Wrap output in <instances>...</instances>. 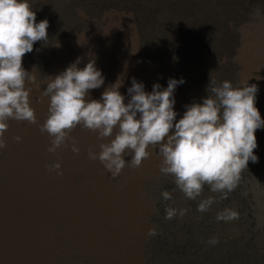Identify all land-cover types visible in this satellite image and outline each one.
<instances>
[{
	"label": "rangeland",
	"instance_id": "obj_1",
	"mask_svg": "<svg viewBox=\"0 0 264 264\" xmlns=\"http://www.w3.org/2000/svg\"><path fill=\"white\" fill-rule=\"evenodd\" d=\"M28 2L37 23L44 19L49 22L48 41L34 43L33 51L22 59L23 68L33 72L39 85L37 91L44 105L36 110L40 109L45 118L49 98L43 92L50 77L57 76L77 58H81L78 67L82 69L91 54L105 78L104 85L89 93L92 99L99 100L113 79L107 60L111 53H117V61L132 57L144 68L147 92L156 83L163 90L170 78L184 79L185 83L178 84L174 91L177 121L186 105L202 103L208 96L210 80L217 84L227 80L236 87L250 77L248 84L258 87L256 107L264 120V0ZM257 76L261 79L257 80ZM37 118L45 121L40 114ZM92 133L80 126L70 133L83 160L89 158L88 149L96 151L101 142ZM255 136L258 162H248L239 185L226 199L212 193L207 185L197 200L185 198L174 178L160 173V163L152 170L125 167L116 178L109 175V182L102 188L101 195L109 194L108 204L73 207L84 217L80 226L72 227L67 218H57L51 229L33 235L38 239L33 253H26L21 244L5 248L0 240V264H264V127L257 129ZM5 139L7 147L0 150V181L17 176L36 195L59 205L60 194L43 190L39 173L30 168L19 172L11 168V143L9 136L5 135ZM134 178L138 182L131 199L146 209L143 234L132 225L123 197ZM85 179L76 172L74 183L80 186ZM165 190L171 192V200L162 198ZM209 196L215 197L216 203L207 212H198L199 200ZM168 207L188 211L183 217L166 220ZM224 208L237 211L239 219L218 222L216 214ZM151 228L157 230V235H147ZM116 231L124 237L122 244L114 238ZM212 237L218 238L215 245L207 243ZM122 245L131 247L136 254L134 260L120 250ZM239 247L248 253L243 260Z\"/></svg>",
	"mask_w": 264,
	"mask_h": 264
},
{
	"label": "clouds",
	"instance_id": "obj_2",
	"mask_svg": "<svg viewBox=\"0 0 264 264\" xmlns=\"http://www.w3.org/2000/svg\"><path fill=\"white\" fill-rule=\"evenodd\" d=\"M48 27L47 19L36 22L28 0H0V150L7 147L9 121L38 123L30 85L37 89L39 85L33 72L23 68L22 59L33 51L34 43L48 41ZM89 57L82 69L78 67L81 58H77L47 82L43 96L49 98L48 116L39 127L51 138L49 153L55 154L71 141V151L79 154L70 133L80 126L101 141L99 151L88 149V157L98 160L113 179L125 167L139 168L155 152L160 157V173L172 176L176 188L194 201L201 197L205 185L226 199L239 185L248 162H258L255 132L264 127V120L256 107L258 87L248 84L251 77L236 87L227 80L220 84L210 80L208 96L202 103L186 105L177 121L174 91L185 83L183 78H170L163 90L156 83L151 92L133 78L127 103L119 91L123 80L118 78L96 100L90 97V90L104 85L105 78L96 67L95 57ZM14 139L21 142L19 136ZM127 156L131 159L126 160ZM61 167L56 162L49 170L63 175ZM161 196L166 201L172 199L167 190ZM214 203L213 196L201 199L197 211L207 212ZM165 211L164 218L171 220L177 215L183 217L188 209L168 207ZM216 219L231 222L239 219V213L224 208ZM147 235L155 236L157 230L151 228ZM207 243L215 245L218 238L212 237Z\"/></svg>",
	"mask_w": 264,
	"mask_h": 264
},
{
	"label": "bare ground",
	"instance_id": "obj_3",
	"mask_svg": "<svg viewBox=\"0 0 264 264\" xmlns=\"http://www.w3.org/2000/svg\"><path fill=\"white\" fill-rule=\"evenodd\" d=\"M110 57L111 59L107 60V64L109 67L108 71L110 70L113 73L111 85L118 78L123 80L119 91L125 96V103L130 99L127 89L131 87L133 78L137 82L143 83L147 92V84L144 79L147 77V73L144 68L135 63L134 58H121L117 61V53H111ZM30 87L33 88L31 96L32 107L36 110L38 106L44 105V101L40 98L37 88L34 85H30ZM39 110H36V115L40 114L41 118L46 120L45 115ZM37 121L36 125H30L27 122L10 121L14 128L12 127V132L7 131L5 133L6 136H9L11 143L12 160L10 165L13 170L18 172L30 168L39 173L41 188L47 192L60 194V204L58 203L59 205L55 206L52 201L43 198L41 195H36L17 176L10 177L6 182L0 181V240L3 241L2 244H4L5 248L21 244L26 253H33L38 248L36 247L38 239H35L36 237L34 236V238L33 235H41L42 231L48 228L51 229L57 218L65 217L72 227L80 226L82 221H84V217L82 213L74 211L73 207L75 205L84 206L88 203L106 205L110 200L109 194H100L103 193L104 189L102 190V188H105V184L109 182L108 176L110 175V173L105 171L103 165L98 160L89 158L83 160L80 153L73 154L69 148L71 141L66 146L58 149L55 154L49 153L47 149L50 146L51 138L46 132L42 133L40 131L39 126L44 123V120L39 121L37 118ZM17 136L21 137V142L19 143L14 139ZM80 137L82 138L83 136ZM96 151H99L98 147H96ZM125 159L130 160L131 157L127 156ZM56 162L61 163L63 175H57L56 171L49 170L50 166ZM159 163L160 157L152 155L150 159L142 163L141 167L146 168V170H152ZM76 172H81L83 177L86 178V181L80 186L74 183ZM137 182L138 178H134L130 185L128 184L127 194L123 195V197L125 206L129 209V219L132 225L139 234H143L147 226L144 220L146 209L144 205L139 206L135 201L133 202L130 195L135 190ZM114 238L121 244L124 242V237L120 231L114 233ZM130 249V246L124 247L123 245L120 248L129 259L134 260L136 254Z\"/></svg>",
	"mask_w": 264,
	"mask_h": 264
},
{
	"label": "trees",
	"instance_id": "obj_4",
	"mask_svg": "<svg viewBox=\"0 0 264 264\" xmlns=\"http://www.w3.org/2000/svg\"><path fill=\"white\" fill-rule=\"evenodd\" d=\"M243 238H245V237H244V234L242 235V239H243ZM241 248H242V251H243V252H240L239 256H240V258L243 260L245 256L248 257V256H247L248 253L245 252V251L243 250V247H239V249H241ZM249 260H250V259H249ZM246 262H247V261H246ZM248 263H249V262H247V264H248ZM250 264H251V263H250Z\"/></svg>",
	"mask_w": 264,
	"mask_h": 264
}]
</instances>
